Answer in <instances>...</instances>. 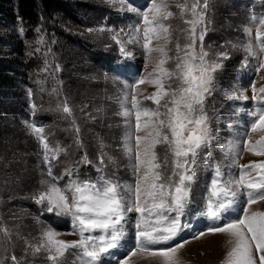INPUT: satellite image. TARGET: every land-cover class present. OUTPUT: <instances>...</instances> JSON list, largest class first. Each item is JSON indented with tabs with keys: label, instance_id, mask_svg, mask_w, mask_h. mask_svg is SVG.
Segmentation results:
<instances>
[{
	"label": "rangeland",
	"instance_id": "rangeland-1",
	"mask_svg": "<svg viewBox=\"0 0 264 264\" xmlns=\"http://www.w3.org/2000/svg\"><path fill=\"white\" fill-rule=\"evenodd\" d=\"M57 1L63 3V10L53 16L43 15L40 24L30 30L21 25V19L10 25L0 23V41L12 45L5 55L23 40L26 60L21 75L16 76L18 99L0 97V264H81L78 250L53 261L49 259L52 253L40 248L49 230L66 241L79 236L70 234L71 217L48 212L47 201H37L47 191L52 176L57 177L61 188L73 179L92 183L109 180L122 186L134 183L126 138L130 132L146 137L153 128L144 127L142 121L141 131L135 132L134 115L129 118L122 113L132 108L131 95L141 101L142 108H157L147 99L158 90L155 81L171 84L174 89L178 83L175 77L162 76L159 67L175 71L177 57H182L185 45L191 43V25L186 21L193 19L196 0H156L167 6L157 19L168 32L158 30L159 37L150 40L153 51L142 47L143 32H136L138 27L143 28L139 13L151 6V0ZM243 3L250 6L248 13ZM179 5L186 7L181 11ZM201 10L203 22L197 24L196 33L198 37L203 31L204 38L202 42L197 38L196 50L202 47L207 53L206 67L220 65L211 72L203 101L210 139L198 150L197 181L192 202L180 217L181 230L172 240L151 246L160 249L183 244L176 253L179 264H223L233 238L226 233H211L209 228L242 217L244 208L249 215L264 212V201L249 206L247 197L241 195L220 220L201 215L217 165L227 178L229 173L240 171L232 166L233 160L241 165L264 160L244 149L245 141L255 144L264 137V131H251L257 119L252 113L264 109V101L251 99L253 88L257 96L264 95L260 92L264 88V51L256 39L259 21L264 20V0H200L197 12ZM164 12L172 15L164 19ZM249 45L252 53L246 50ZM121 48L131 57H126ZM98 58L108 61L101 65ZM161 60L165 61L163 65ZM141 78L145 82L137 84ZM131 85H136L134 91L126 87ZM240 93L249 99L232 98ZM125 96L129 97L127 101ZM170 97L171 93L161 100L162 112ZM65 107L70 111L65 112ZM35 129L43 131L37 134ZM236 144L241 148L238 157L226 153L228 146ZM155 152L161 171L170 174L172 155L168 146L158 143ZM136 216L128 214L123 247L102 256L99 264H119L135 250ZM201 232L204 235L196 238ZM129 264H162V260L137 253L130 257Z\"/></svg>",
	"mask_w": 264,
	"mask_h": 264
},
{
	"label": "snow or ice",
	"instance_id": "snow-or-ice-1",
	"mask_svg": "<svg viewBox=\"0 0 264 264\" xmlns=\"http://www.w3.org/2000/svg\"><path fill=\"white\" fill-rule=\"evenodd\" d=\"M123 3V0H121ZM200 0L192 5L193 19L186 21L191 25V43L185 45L182 57H177L175 71H169L159 67L162 76L171 79L175 77L177 83L174 89L171 84L167 86L160 80L155 81L158 86L147 99H151L156 105L155 110L142 108L141 101L135 95H131L132 108H125L122 115L135 117L134 130L141 131L143 126H152L153 131L146 137L133 136L130 132L127 136L126 151L133 161L134 183L120 185L109 180L97 183L73 179L64 188L59 187L57 177L52 176V181L45 193H42L38 203L47 201V211L54 212L57 216H69L72 219L73 232L79 239L66 241L58 239L59 233L49 230L44 234V243L40 248H45L50 260L59 261L70 250H78L77 256L81 264H99L101 257L110 254L111 250L123 247L122 241L127 235L125 225L128 222V214L136 213L135 237L136 248L127 258L119 261V264H129L131 256L137 253H145L150 257H159L162 264H179L176 257L177 249L183 247L178 244L175 247L154 249L153 245L163 244L172 240L181 230L180 217L185 208L192 202L193 185L197 181V156L198 150L205 146L210 139L206 125V116L203 114V101L209 91L212 77L211 72L220 65L206 67L205 53L200 48L197 52V38L203 41L204 32L197 37L196 26L203 22V11L197 12ZM166 5L157 4L151 0V6L146 11L139 13L142 16L143 28H137L136 32H143L145 43L142 45L147 51L149 42L153 37H159V31L168 32L165 24L157 17L162 15V9ZM181 11L186 5H179ZM204 8L207 7L205 3ZM134 11V9H129ZM151 14V17H150ZM171 12H164L163 18L167 19ZM264 20L259 21L256 39L260 42L264 51ZM251 34V30H247ZM180 49V46H176ZM163 51V49H155ZM252 53L251 45L246 49ZM126 57L131 53L121 48ZM165 63L160 61V65ZM264 67V65H261ZM150 75H152L150 73ZM141 78L137 84L144 83ZM131 87L133 91L136 85ZM264 94V88L260 89ZM170 99L163 105L165 111L160 110L161 100L169 96ZM253 88L252 100L264 101V95L257 96ZM234 99L248 100L249 97L240 93L232 97ZM129 99L125 96V100ZM65 112L70 110L65 107ZM257 119L251 125V131H264V109L252 113ZM129 125L132 121L129 119ZM42 129H35L37 134ZM41 139L43 137L41 136ZM134 141V143H133ZM164 143L168 146L172 155V168L168 175L161 171L162 165L158 162L155 146ZM47 149V142L44 143ZM244 149L256 156L264 157V137L255 144L244 142ZM135 150V151H134ZM228 154L237 157L241 151L240 145H230L225 150ZM233 167L240 169L238 174L229 173L227 178L220 166L215 168V175L209 187L206 210L201 215L212 221L220 220L221 216L239 202L241 195L247 197L246 203L251 206L259 201H264V160L249 164H239L233 160ZM143 169V171H141ZM244 215L231 220L220 227H211V233H226L233 239L231 250L223 264H264V212L248 214V208L243 209ZM175 215H172V214ZM204 235L199 233L196 238ZM37 248L36 251H40Z\"/></svg>",
	"mask_w": 264,
	"mask_h": 264
},
{
	"label": "trees",
	"instance_id": "trees-1",
	"mask_svg": "<svg viewBox=\"0 0 264 264\" xmlns=\"http://www.w3.org/2000/svg\"><path fill=\"white\" fill-rule=\"evenodd\" d=\"M63 6V3L57 0H0V23L10 25L13 21L21 19V25L30 30L40 24L43 15L53 16V13L63 10ZM243 6L248 13L247 8L250 6L245 5V3H243ZM13 9L16 11L17 16ZM0 42L2 44L0 45V97L4 99L10 95L9 100L14 99V97L18 99L17 93L20 86L16 76L21 75L20 71L25 66L24 42L23 40L17 41V45L12 47L14 50L9 52L8 55H5V53L10 51L12 45L6 41L4 43ZM107 61L108 58H98L101 65Z\"/></svg>",
	"mask_w": 264,
	"mask_h": 264
}]
</instances>
